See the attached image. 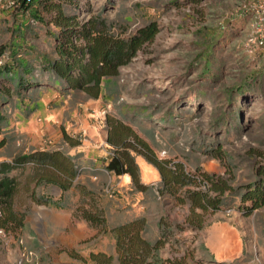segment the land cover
<instances>
[{"label":"rangeland","instance_id":"rangeland-1","mask_svg":"<svg viewBox=\"0 0 264 264\" xmlns=\"http://www.w3.org/2000/svg\"><path fill=\"white\" fill-rule=\"evenodd\" d=\"M252 1L77 0L78 6L67 5L80 20L97 15L122 35L150 22L158 26L119 73L103 81L104 94L87 102L81 92L54 85L44 68L45 56L55 55L51 13L37 2L25 10L21 0H0V72L7 75H0L5 93L0 105L13 116L14 103L36 102L45 150L59 149L64 129L81 144L93 143L102 165L110 153L105 140L109 114L130 125L159 157L232 178L234 185L248 182L264 163V48L251 51L246 45ZM35 7L43 20L30 13ZM11 68L27 69L33 86L18 87L9 77ZM50 114L56 117L49 119ZM218 146L226 152L221 159L208 152ZM135 161L141 181L154 185L158 171L146 173L148 162L141 155ZM95 181L94 200L105 217L115 222L144 216L149 239L158 236V218L182 222L188 213L187 204L136 190L121 175L98 174ZM21 187L15 201L26 209L23 215L6 220L0 206V264H90V251L115 246L100 227L94 236L77 240L67 218L33 215L28 184ZM239 205L237 196L227 195L218 210L206 214L203 228L169 237L159 255L184 264H264V205L249 214Z\"/></svg>","mask_w":264,"mask_h":264},{"label":"trees","instance_id":"trees-1","mask_svg":"<svg viewBox=\"0 0 264 264\" xmlns=\"http://www.w3.org/2000/svg\"><path fill=\"white\" fill-rule=\"evenodd\" d=\"M33 2L40 3L46 12L51 13L49 22L56 29L51 32L55 39V55L51 58L45 56V70L63 87L82 90L89 97H98L103 81L117 75L119 68L127 64L158 31L157 24L150 22L122 35L123 30L115 32L111 24L97 15L80 20L75 12H68L66 9L67 5L78 6L77 0H21V7L29 10ZM39 12L37 7L30 10L33 17L43 20ZM3 51L4 49L0 50V55ZM32 85L33 81H28L23 87ZM230 91L226 89L227 95ZM105 121V140L110 146V153L103 164L104 169L117 176L128 174L130 183L136 190L156 191V195H168L175 198L177 203L188 205V213L182 222L165 216L158 218V236L153 240L145 236L148 222L144 216L110 227V233L115 240L116 258L120 264H184L179 259L163 258L159 255V249L169 237L188 228H203L206 214L218 210L227 195L239 198V207L245 214L264 205V163L255 167L252 180L234 185L232 178L209 173L199 167L191 171L182 160L159 157L141 135L119 118L106 114ZM146 132L152 135L150 130ZM208 152L220 159L226 154L221 146ZM135 155H141L157 169L159 180L154 185L141 181ZM26 160L39 165L43 171L41 178L45 181L57 182L58 177L54 172L61 169L71 185L77 174L75 162L61 150H36L16 155L12 162H0V206L6 220L14 218L5 211L10 206L15 187V179L7 171ZM202 184H205V188H201ZM76 185L80 187L82 194L89 193L85 186ZM61 187L64 189L66 186L61 184ZM90 204L94 210L77 205L73 208V216L84 218L89 225L106 231L107 220L103 209L97 206L94 195ZM3 222L0 220V224ZM89 257L93 264H112L115 255L91 252Z\"/></svg>","mask_w":264,"mask_h":264},{"label":"crops","instance_id":"crops-1","mask_svg":"<svg viewBox=\"0 0 264 264\" xmlns=\"http://www.w3.org/2000/svg\"><path fill=\"white\" fill-rule=\"evenodd\" d=\"M248 28L249 23L247 30ZM21 65L23 68V62ZM9 70V74H13L9 75L10 79H16V85L19 83L18 87L21 84L25 85L29 81V78H26L29 73H25L27 69L25 71H19L12 68ZM13 71L14 73H12ZM0 75L2 77L4 75L5 77L7 76L6 74H1V72ZM49 77L52 79V82H54V85H60V83L56 82L52 76ZM70 90L75 92L79 91L86 95L82 90ZM4 91L8 93L9 90L5 89ZM16 91H18L17 88ZM4 94L5 93L0 90V96ZM103 94L104 87L102 86L99 96ZM91 98L94 97L86 95L85 101L88 102L89 100H92ZM12 106L14 108L13 116H10L5 112V107L7 106L0 105V162H12L13 157L16 155L26 154L36 150H43L39 140L42 133L41 125L38 121L40 119H36L35 115L37 108L36 102H22L20 104L14 103ZM55 117V114H50L49 119ZM61 133L62 137L58 150H61L65 155L70 156L73 162H75V166L77 168V174L72 180V184H68V180L65 176H63L61 169H56L54 172V174L58 177L57 182H51L45 181L41 178L43 171L40 170L38 167L39 165L33 161L26 160L17 163L15 167L7 171L9 176L14 177L15 187L11 197L10 206L5 212L14 218H19V216L23 215V211L26 209L19 207L15 200L21 191V186L28 184L27 198L29 199V202H31L28 209H33L32 214L36 215L38 218H46L48 214H50L49 218H67L66 221L68 220L71 223V226H68L69 231L76 236L77 240H81V238H85L86 236H94L95 233H97L95 228L98 229L99 227L89 225V222L84 218L73 216V208L77 205L89 207V204L92 202V197L95 195L93 189L97 185V181L95 180L97 179L98 174L101 176H104L105 173L107 175L110 174L104 169V162L100 165L99 155L92 151V149H94L93 143L85 142L84 144H81L80 140L76 141L69 137L68 132L64 129ZM147 164L153 167L151 169H156L152 164ZM147 164L145 163V165ZM121 176L130 181L128 174H122ZM61 184H64L66 187L63 189ZM76 184L85 186L89 193L82 194L79 189L80 187ZM106 220L108 224L106 231L101 227L100 228L104 233L109 232V234H111L109 230L110 227L127 221L129 218H123L115 222L111 220V218H106ZM62 225H67V222H64ZM56 241L58 240L56 239ZM110 250H114V245Z\"/></svg>","mask_w":264,"mask_h":264},{"label":"built area","instance_id":"built-area-1","mask_svg":"<svg viewBox=\"0 0 264 264\" xmlns=\"http://www.w3.org/2000/svg\"><path fill=\"white\" fill-rule=\"evenodd\" d=\"M249 14L246 45L251 51L257 48H264V0H253L249 5ZM201 188H205V184H202Z\"/></svg>","mask_w":264,"mask_h":264},{"label":"flooded vegetation","instance_id":"flooded-vegetation-1","mask_svg":"<svg viewBox=\"0 0 264 264\" xmlns=\"http://www.w3.org/2000/svg\"><path fill=\"white\" fill-rule=\"evenodd\" d=\"M91 252H94V253L103 252V253H106V254H114L115 257H114V259H113V261H112V264H120V263L118 262L117 258H116V249H115V246H114V250H109V251H106V250H105V251H104V250L90 251L89 254H90ZM73 253H75V252H73ZM73 255H75V257H79V258H81L78 254H73ZM89 259H90V257H89ZM90 261H91V259H90ZM90 264H93V262L91 261Z\"/></svg>","mask_w":264,"mask_h":264},{"label":"bare ground","instance_id":"bare-ground-1","mask_svg":"<svg viewBox=\"0 0 264 264\" xmlns=\"http://www.w3.org/2000/svg\"><path fill=\"white\" fill-rule=\"evenodd\" d=\"M146 164H147V163H146ZM145 166H146V170H145L146 173L148 172L149 169L153 168L152 166H150V165H148V164L145 165ZM148 166H150V167H148ZM51 238H52V236H51ZM53 244H54V243H51L49 246L51 247V246H53Z\"/></svg>","mask_w":264,"mask_h":264}]
</instances>
